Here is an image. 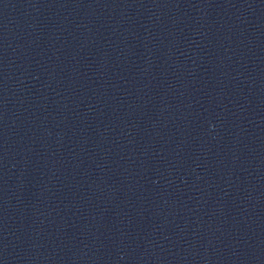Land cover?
I'll list each match as a JSON object with an SVG mask.
<instances>
[{"label":"water","instance_id":"95a60500","mask_svg":"<svg viewBox=\"0 0 264 264\" xmlns=\"http://www.w3.org/2000/svg\"><path fill=\"white\" fill-rule=\"evenodd\" d=\"M0 264H264V0H0Z\"/></svg>","mask_w":264,"mask_h":264}]
</instances>
